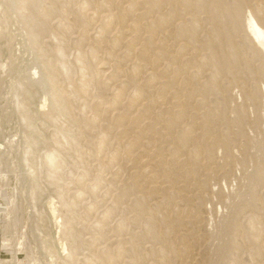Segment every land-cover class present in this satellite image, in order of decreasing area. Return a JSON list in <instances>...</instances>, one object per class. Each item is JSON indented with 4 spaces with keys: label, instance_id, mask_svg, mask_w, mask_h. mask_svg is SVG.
Returning a JSON list of instances; mask_svg holds the SVG:
<instances>
[{
    "label": "rangeland",
    "instance_id": "1",
    "mask_svg": "<svg viewBox=\"0 0 264 264\" xmlns=\"http://www.w3.org/2000/svg\"><path fill=\"white\" fill-rule=\"evenodd\" d=\"M9 1L0 0L2 263L264 264V56L247 73L256 48L244 25L258 0L241 6L237 31L219 16L229 25L220 54L235 53L229 35L241 51L234 74L211 66L214 8L194 18L196 0H28L16 14Z\"/></svg>",
    "mask_w": 264,
    "mask_h": 264
},
{
    "label": "bare ground",
    "instance_id": "2",
    "mask_svg": "<svg viewBox=\"0 0 264 264\" xmlns=\"http://www.w3.org/2000/svg\"><path fill=\"white\" fill-rule=\"evenodd\" d=\"M9 1V0H8ZM26 1H28V0H16L15 1V5H12V7L13 6H15L16 7V10L14 9L15 7H13V10H15V14H16V11L18 12L21 8L23 9L24 7L23 6H25L26 5ZM38 1V0H37ZM183 1H185V0H182L181 2L183 3ZM252 1H254V0H243V1H241V0H238L237 1V6H236V9L233 11V10H229L228 8H227V5H226V3H225V0H196V3H195V9H197V11H196V13L194 12V14H192V16H194V18L195 17H197V15H198V13H207V12H209V10L211 9V6H212V8H214L213 10H210V11H212V12H210V13H212V16H211V18H210V20H211V22H212V25L214 26V28L211 30L212 31V33H213V36H214V38L213 39H211L210 41H208L209 43H210V46H211V48H212V50H210V51H213V54H212V56H213V63H212V67H214V69L216 70V72L215 71H212V72H215V73H217V71L219 72V70L218 69H220L221 67H223L224 68V72L226 73V72H231V74H234L236 71L234 70L235 68H236V66H235V61H234V56H240V54L239 53H241V51L240 50H238V51H240L239 53L238 52H236V50H237V47H238V49H239V46L237 45L236 46V44H237V42H236V44H234V42H233V38L229 35L230 33H227L226 35H229L228 36V38H226V39H229L228 40V43H229V46H231V48L232 49H234L235 51V53L231 56V58H228V59H225L221 54H220V52L221 51H224V43H218V45H217V43H216V39L217 38H221V35H223V29H226V27H228L229 25H228V21H225V24L227 25L226 27H224V28H222V27H220V17L219 16H221V15H224V13H228L227 15H229L230 17L229 18H231L230 19V24L232 25H230L233 29H235L236 31L238 30V28L240 27V24H241V6L243 5V6H246L247 5V7H250V5L252 4ZM28 2H30V0L28 1ZM84 2V1H83ZM82 2V3H83ZM158 2H159V0H158ZM195 2V1H194ZM6 3H7V0H6ZM9 3H10V1H9ZM30 3H32V2H30ZM50 3H52L51 1H50ZM5 4V3H4ZM12 4V3H11ZM53 4V3H52ZM55 4V3H54ZM53 4V5H54ZM84 5H85V2L83 3ZM34 5H36V4H34ZM34 5H32V6H34ZM84 5H82L83 7H84ZM183 5L185 6H189V7H193L192 5H190L188 2H187V0L185 1V4L183 3ZM234 5V4H233ZM256 6V8L255 9H251V10H248L247 11V13H246V15H245V17H244V25H245V29H246V32L248 33V37L251 39V42H252V45H254L255 46V48L256 49H254V51H253V54H251V55H253L251 58H249V57H247V56H245V61H246V66H247V73H250L252 76H255L256 75V72H257V70H254L253 69V66H251L253 63H255V62H257V63H259L261 60H260V57L261 56H264L263 54H264V1H261V0H258V2L255 4ZM11 6V5H10ZM10 6H9V10H11L10 9ZM46 6V5H45ZM87 6V5H86ZM85 6V7H86ZM94 6V5H93ZM232 6V5H231ZM7 7V6H6ZM26 7V6H25ZM39 7V6H38ZM233 7V6H232ZM252 7V6H251ZM55 8H58L59 9V7H57V6H55ZM18 9V10H17ZM35 9V8H34ZM42 9V8H41ZM45 9V8H44ZM194 9V10H195ZM7 10V9H6ZM9 10H7V11H9ZM37 10V9H36ZM62 10V9H61ZM26 11V10H25ZM33 11H35V10H33ZM39 11H41V10H39ZM63 11V10H62ZM172 11V10H171ZM10 12V11H9ZM13 12V11H12ZM21 12H23V11H21ZM21 12H20V14H21ZM37 12V11H36ZM35 12V13H36ZM43 12V10L41 11V13ZM45 12V11H44ZM43 12V13H44ZM60 12V11H59ZM74 12V11H73ZM96 12V11H95ZM178 12H180V11H178ZM182 12H184V10L182 11ZM25 13V12H24ZM34 13V12H33ZM35 13H34V15H35ZM38 13H40V12H38ZM38 13H36V14H38ZM171 13V12H170ZM181 13V12H180ZM20 14L19 15H17V16H19V17H21L20 16ZM27 14V13H26ZM57 14H59V13H57ZM61 14H63L62 12H61ZM65 14V13H64ZM169 14V13H168ZM182 14V13H181ZM85 15V14H84ZM93 15V14H92ZM172 15V14H171ZM30 16H32V15H30ZM56 16V15H55ZM60 16V15H59ZM179 16V15H178ZM22 17H24V15L22 14ZM26 17H28L27 15H26ZM33 17V16H32ZM108 17H109V15H108ZM25 18V17H24ZM107 18V17H106ZM111 18L112 17H109L108 19H106V21L103 23V25H102V28H107V26L108 25H110V22H111ZM259 18L261 19V20H259ZM8 19V18H7ZM33 19H35V18H33ZM39 20H43V19H40L39 18ZM192 21V20H191ZM193 21H194V19H193ZM43 22H44V20H43ZM38 23H39V21H38ZM57 23V22H56ZM263 23V24H262ZM45 24H47L46 22H45ZM60 24V23H59ZM58 24V25H59ZM63 25H64V23H62ZM34 25V24H33ZM38 25H40V24H38ZM79 25V24H78ZM83 25V24H82ZM23 26V25H22ZM27 26H30V25H28L27 24ZM31 26H32V24H31ZM51 26V25H50ZM60 26H62V25H60ZM66 26H67V24H66ZM75 26V25H74ZM81 26V25H80ZM84 26V25H83ZM83 26H81L82 28H83ZM34 27V26H33ZM48 27V26H47ZM55 27H57L56 25H55ZM63 27H65V25L63 26ZM69 27V26H68ZM85 27V26H84ZM28 28V27H27ZM27 28H25V29H27ZM81 28V30H83ZM86 28V27H85ZM179 28H181V27H179ZM222 28V29H221ZM55 29V28H54ZM63 29H66V28H63ZM70 29V28H69ZM73 29V28H72ZM182 29V28H181ZM57 30V29H56ZM68 30V29H67ZM66 30V31H67ZM101 30V29H100ZM184 30V29H183ZM30 31V30H29ZM34 31V30H33ZM33 31H31V32H33ZM53 31H55V30H53ZM61 31V30H60ZM64 30H62V32H63ZM65 31V32H66ZM71 31V30H70ZM74 31V30H73ZM85 31H86V29H85ZM99 31V30H98ZM244 31V30H243ZM31 32H28V33H31ZM38 32H40V31H38ZM42 32V31H41ZM62 32H60V33H62ZM65 32H63V34L65 33ZM69 32V31H68ZM102 32V31H101ZM27 33V35H29ZM35 32H33L32 34H34ZM57 33V32H56ZM80 33H82V31L80 32ZM99 33V32H98ZM245 33V32H244ZM32 34H30V35H32ZM65 34H67V33H65ZM39 35V34H38ZM43 36L42 37H44L45 35H44V32H43V34H42ZM62 35V34H61ZM68 35V34H67ZM245 35V34H244ZM35 36V35H34ZM40 37H41V34L39 35ZM39 36H37V38L39 37ZM66 36V35H65ZM39 37V38H40ZM51 37H54V36H52L51 35ZM79 37H81V36H79ZM247 37V36H246ZM28 38V37H27ZM58 38V37H57ZM66 38H67V36H66ZM32 39V38H31ZM54 39V38H53ZM81 39H83V37L81 38ZM30 40V39H29ZM55 40V39H54ZM77 43H79V39L77 38ZM208 40V39H207ZM248 40V39H247ZM52 41V40H51ZM57 41V40H56ZM67 41H68V39H67ZM76 41V40H75ZM75 41H73L72 42V44L75 42ZM30 42H31V40H30ZM29 41H28V43H30ZM249 42V45H251L250 43V41H248ZM32 43V42H31ZM34 43V46H35V41L33 42ZM53 43V42H52ZM57 43V42H56ZM60 43V42H59ZM37 44V43H36ZM54 44V43H53ZM74 44H76V43H74ZM30 46H31V44H30ZM33 46V47H34ZM38 46V45H37ZM37 46H35V47H37ZM34 47V48H35ZM53 47V46H52ZM242 47V46H241ZM258 47V48H257ZM32 48V47H31ZM61 48V47H60ZM229 48V47H228ZM231 48H230V50H231ZM247 48H249V47H247ZM38 49V48H37ZM63 49V48H62ZM45 50V49H44ZM59 50V49H58ZM61 50V49H60ZM241 50H243L244 51V49H241ZM250 50V49H249ZM250 50V51H251ZM39 51V50H38ZM53 51V50H52ZM64 51V50H63ZM249 51V52H250ZM251 51V52H252ZM33 52V51H32ZM36 52V51H35ZM40 52V55H41V51H39ZM92 52V51H91ZM233 51H231L230 53H232ZM245 52V51H244ZM38 53V52H37ZM45 53V52H44ZM57 53V51L55 50V54ZM58 53H60V51H58ZM57 53V54H58ZM178 53H179V51H178ZM177 53V54H178ZM42 54H43V52H42ZM50 54V53H49ZM49 54H48V56H49ZM56 54V56L54 55V57H57L58 55ZM176 54V55H177ZM38 55H39V53H38ZM47 55V54H46ZM50 55H52V54H50ZM62 55V54H61ZM192 55V54H191ZM37 56V55H36ZM60 56V55H59ZM178 56V55H177ZM193 56V55H192ZM40 57V56H39ZM38 56H37V58L38 59H40ZM53 57V56H52ZM53 57V58H54ZM61 57V56H60ZM77 57H79L80 58V56H78L77 55ZM176 57V56H175ZM247 57V58H246ZM78 59V58H77ZM77 59H76V61H77ZM191 59H193V57H191ZM204 59V58H203ZM42 60V59H41ZM47 60V59H46ZM206 61V60H205ZM259 61V62H258ZM47 64H49V60H47ZM77 62H79V61H77ZM76 62V63H77ZM186 63H189L188 62V60H186L185 61ZM202 62V61H201ZM42 63H43V61H42ZM42 63H40V65L42 64ZM54 63H55V61H54ZM81 63V61L79 62V64ZM44 64V63H43ZM42 64V65H43ZM264 64V63H263ZM41 65V66H42ZM55 65V64H54ZM60 64H58L57 65V67H62V66H59ZM63 65V64H62ZM81 65V64H80ZM186 65V64H185ZM199 65V64H198ZM49 66V65H48ZM200 66V65H199ZM257 66H259V68H261V63H259ZM181 67V66H180ZM197 67V66H196ZM251 67H252V69H251ZM42 68H44V65H43V67ZM56 68V67H55ZM198 69H199V67H197ZM57 69V68H56ZM55 69V72L57 71ZM61 69L62 68H60V71L58 70V72L60 73L61 72ZM42 70V69H41ZM79 70V69H78ZM262 70V69H261ZM43 71V70H42ZM41 71V72H42ZM52 71V70H51ZM51 71H49V72H51ZM65 70H63L62 71V73L64 72ZM68 71V70H67ZM82 71V69H80V71L79 72H81ZM175 71H177V69L175 70ZM44 72V71H43ZM54 72V71H53ZM66 72V71H65ZM82 72H84V71H82ZM178 72V71H177ZM176 72V73H177ZM259 72H261L260 71V69L258 70V73ZM176 73H174L173 72V74H176ZM262 73V72H261ZM46 74V73H45ZM50 74V73H49ZM66 74V73H65ZM81 74V73H80ZM178 74V73H177ZM230 74V75H231ZM215 75V74H214ZM218 75V74H217ZM49 76H51V75H49ZM57 76H59V75H57ZM65 76V75H64ZM70 76V75H69ZM83 76V75H82ZM85 76H86V74H85ZM152 76V75H151ZM195 77H196V75H194ZM219 76V75H218ZM66 77V76H65ZM90 77V76H89ZM137 77H139V76H137ZM214 76H212V79H214L213 78ZM237 77H239L238 75L235 77V78H237ZM45 78V77H44ZM44 78H42V79H44ZM62 78V77H61ZM150 78H154V77H150ZM216 78V77H215ZM41 79V80H42ZM46 79V78H45ZM83 79V78H82ZM90 79V78H89ZM28 80V79H27ZM215 81H216V79H214ZM213 80V81H214ZM218 80V79H217ZM24 81V80H23ZM45 81V80H44ZM47 81H48V77H47ZM50 81V80H49ZM232 81H234V80H232ZM256 81V80H255ZM46 82V81H45ZM63 82V81H62ZM86 84H87V82L86 81H84ZM217 82V81H216ZM58 84V83H57ZM89 84V83H88ZM97 84V83H96ZM233 84H234V82H233ZM48 85H50L51 86V84L49 83ZM228 85V84H227ZM47 86V85H46ZM45 86V87H46ZM87 86V85H86ZM93 86V85H92ZM20 87V86H19ZM61 87V86H60ZM246 87V86H245ZM46 88H48V87H46ZM51 88V87H50ZM91 88V87H90ZM19 89V88H18ZM22 89V88H21ZM45 89V88H44ZM54 89V88H53ZM53 89H50V91L52 90V91H54L55 93L56 92H58L59 93V91H55V89L53 90ZM92 89V88H91ZM46 90V89H45ZM224 90H227L226 88L224 89ZM257 90V89H256ZM255 90V91H256ZM258 91V90H257ZM253 92V93H251L247 98H248V100H249V98H251L252 99V101L254 102V104L252 105V109L254 110V112L257 114L258 113V110H259V107H261V103H260V100H259V96H258V92ZM86 92H88V91H86ZM227 92V91H226ZM61 93V92H60ZM59 93V94H60ZM68 93V92H67ZM90 93H91V90H90ZM35 94V93H34ZM50 94V93H49ZM54 94V93H53ZM56 95V94H55ZM28 96H30V95H28ZM44 96V95H43ZM55 97V96H54ZM35 98V97H34ZM50 98V97H49ZM60 97H57L56 99H59ZM53 99V98H52ZM51 99V100H52ZM54 100V99H53ZM52 100V101H53ZM91 100V99H90ZM30 101V100H29ZM67 101V100H66ZM23 102V101H22ZM22 102H20V103H22ZM55 102H57V101H55ZM55 102H53V103H55ZM24 103V102H23ZM58 103V102H57ZM250 103V102H249ZM70 104V103H69ZM68 104V105H69ZM72 104V103H71ZM22 105H25V104H22ZM55 105V104H54ZM246 105H248V104H246ZM21 106V105H20ZM19 106V108H21ZM31 106V105H30ZM65 106H67L66 104H65ZM74 106H75V104H74ZM84 105H82V107H83ZM69 107V106H68ZM62 108H64V107H62ZM85 108V107H84ZM84 108H81V110L80 111H82V109H84ZM21 109H23V108H21ZM44 109V108H43ZM57 109V108H56ZM66 109L68 110V108L66 107ZM65 109V110H66ZM24 111H26L25 109H23ZM53 110V109H52ZM52 110H50V111H48L49 112V115H50V113H54V112H52ZM54 110H55V108H54ZM58 110V109H57ZM62 110V109H61ZM251 110V109H250ZM252 110V111H253ZM63 111H64V109H63ZM84 111V110H83ZM56 112V111H55ZM29 113V112H28ZM27 112H26V114H28ZM23 114H25V112L23 113ZM47 115H48V113H46ZM81 114V113H80ZM31 116V114H28V116ZM82 115V114H81ZM246 115V114H245ZM29 116V117H30ZM28 117V118H29ZM32 117V116H31ZM51 118V117H50ZM56 118V117H55ZM55 118H52L53 120L55 119ZM59 118V117H58ZM87 118V117H86ZM22 119H24V118H22ZM31 119H34V117L33 118H31ZM31 119H29V121H30V123H31ZM45 119V118H44ZM46 119L48 120L49 118L48 117H46ZM52 119H50V120H52ZM57 119V118H56ZM56 119H55V121H56ZM57 120H59V119H57ZM73 120V119H72ZM80 121H81V117H80ZM91 121V120H90ZM49 122V121H48ZM57 122V121H56ZM76 122V121H75ZM82 122V121H81ZM50 123H52V124H54L53 123V121H51ZM80 123V122H79ZM91 123H94L93 121L91 122ZM32 124V123H31ZM57 124V123H56ZM60 124H61V122H60ZM95 124H96V122H95ZM94 124V125H95ZM58 125H59V123H58ZM62 125H63V123H62ZM61 125V126H62ZM80 125H82V123L80 124ZM31 125H29V127H30ZM34 126V125H33ZM50 126H53V125H51L50 124ZM49 126V127H50ZM55 126V125H54ZM60 126V127H61ZM68 126V125H67ZM67 126H65L64 125V127H67ZM83 126V125H82ZM59 127V128H60ZM76 127V126H75ZM78 127H79V124H78ZM87 127V126H86ZM62 128V127H61ZM68 128V127H67ZM30 129H32V130H35V129H33L32 127H30ZM29 129V130H30ZM45 129V128H44ZM67 130V129H66ZM76 132V131H75ZM35 133V132H34ZM33 133V134H34ZM53 133H57V132H53ZM82 133V132H81ZM40 134H42V133H40ZM39 134V135H40ZM74 134H76V133H74ZM78 135H81L80 134V132H79V134ZM31 134H30V138H31ZM34 136V135H33ZM32 136V137H33ZM34 137H36V136H34ZM38 137H40V136H38ZM52 137V136H51ZM61 137V136H60ZM47 138V137H46ZM59 138V137H58ZM245 138V137H244ZM32 139V138H31ZM39 140V139H38ZM48 140V139H47ZM51 140V139H50ZM64 140V139H63ZM215 140H216V136H215ZM37 141V140H36ZM35 140H33V142H36ZM61 141V140H60ZM54 142V141H53ZM64 142V141H63ZM63 142H61V143H63ZM72 142V141H71ZM75 142V141H74ZM37 143V142H36ZM28 145H29V143H27ZM34 144V143H33ZM41 145L43 144L42 142L40 143ZM45 144V143H44ZM64 144H65V142H64ZM53 145L55 146V144L53 143ZM60 145V144H59ZM46 146H48V145H46ZM28 147V146H27ZM35 147V146H34ZM56 147V146H55ZM60 147V146H59ZM61 148V147H60ZM77 148V147H76ZM198 147H196V149H197ZM29 149H31V148H29ZM36 149H38V148H36ZM56 149H59L58 148V144H57V148ZM66 149H68L67 147H66ZM60 151V150H59ZM194 151H195V149H194ZM197 151V150H196ZM195 151V152H196ZM30 153H31V151H29ZM32 152H34V151H32ZM36 152V151H35ZM198 152V151H197ZM196 152V153H197ZM29 153V154H30ZM48 153V152H47ZM54 152L52 151V154H53ZM209 153V152H208ZM51 153H49V154H46V152H45V158H46V161H47V163H49V165L50 166H52L53 168L56 166L55 165V163H56V161H55V159L56 158H54V156L52 155ZM194 155H195V153H194ZM61 156V155H60ZM207 156V155H206ZM42 158V157H41ZM63 158V157H62ZM59 159V158H58ZM190 159H192V158H190ZM195 159V158H194ZM65 160V159H64ZM193 160V159H192ZM45 161V160H44ZM59 161H61V160H59ZM66 161V160H65ZM195 161V160H194ZM194 163V162H193ZM196 163V162H195ZM207 163V162H206ZM62 165V164H61ZM60 165V166H61ZM205 165V164H204ZM260 167V166H259ZM56 168V167H55ZM57 169V168H56ZM58 170H60V169H58ZM192 170V169H191ZM212 170V169H211ZM260 170H262V168L260 167ZM264 171V170H263ZM47 172V171H46ZM49 173V172H48ZM264 173V172H263ZM45 174V173H44ZM50 174V173H49ZM227 174V173H226ZM52 176H55V175H52ZM51 176V177H52ZM49 177H50V175H49ZM205 177H207V176H205ZM261 177V176H260ZM52 179V178H51ZM189 182V181H188ZM262 182V181H261ZM80 192V191H79ZM75 196V195H74ZM170 197H173V196H170ZM252 197V196H251ZM244 203V202H243ZM246 204V205H245ZM244 204V206L246 207L247 206V203H245ZM262 204H264V203H262ZM162 205V204H161ZM257 206V205H256ZM187 207V206H186ZM251 207H253V206H251ZM136 208V207H135ZM139 208V207H138ZM168 208V207H167ZM176 208V207H175ZM247 208V207H246ZM131 209V208H130ZM186 209V208H185ZM260 209V208H259ZM261 209H262V207H261ZM132 210V209H131ZM138 210V209H137ZM57 211V210H56ZM140 211V210H139ZM243 211V210H242ZM241 211V212H242ZM244 211H246V209L244 210ZM262 211V210H261ZM142 212V211H141ZM175 212V211H174ZM173 212V213H174ZM235 212V211H234ZM55 213L56 212H53V214L55 215ZM134 213V212H133ZM192 213V212H191ZM239 213V212H238ZM237 213V214H238ZM183 214H184V212H183ZM240 214H242V213H240ZM58 215L59 214H57V216L56 217H58ZM134 215H135V213H134ZM133 215V216H134ZM174 215V214H173ZM235 215V214H234ZM60 216V215H59ZM62 216V215H61ZM135 216H137V215H135ZM134 216V217H135ZM139 216H140V213H139ZM138 216V217H139ZM241 216V215H240ZM59 218V217H58ZM137 218V217H136ZM135 218V219H136ZM198 218V217H197ZM134 219V218H133ZM251 218H249V220H250ZM253 219H254V217H253ZM56 220H57V218H56ZM195 220H197V219H195ZM136 221V220H135ZM248 221V220H247ZM161 222V221H160ZM249 222V221H248ZM58 223V222H57ZM247 223V222H246ZM61 224V223H60ZM121 224V223H120ZM70 225V224H69ZM99 226V224H96V228ZM254 225V224H253ZM262 225V224H261ZM59 226V225H58ZM62 226V225H61ZM60 226V228L62 229V227L64 228V226H62L61 227ZM100 227V226H99ZM99 227H98V229H99ZM236 227H237V224H236ZM145 228V227H144ZM176 228V227H175ZM250 228V227H249ZM252 228H253V226H252ZM258 228V227H257ZM260 228V227H259ZM60 229V230H61ZM64 230H65V228H64ZM64 230H62L63 232V235H64ZM167 231V230H166ZM193 231V230H192ZM191 231V232H192ZM252 231V230H251ZM261 232V231H260ZM259 232V233H260ZM164 233V232H163ZM65 234H66V232H65ZM148 234V233H147ZM146 234V235H147ZM253 236V235H252ZM258 236V235H257ZM256 236V237H257ZM183 237V236H182ZM181 238V237H180ZM253 238V237H252ZM185 239V238H184ZM258 239V238H257ZM257 239H255V240H257ZM254 240V239H253ZM261 244V243H260ZM153 245V244H152ZM256 249V248H255ZM259 250V249H258ZM159 251V250H158ZM164 251V250H163ZM184 251V250H183ZM254 251V250H253ZM162 252V251H161ZM165 252V251H164ZM182 252V251H181ZM254 252H256L257 253V250L256 251H254ZM259 252V251H258ZM262 252V251H261ZM164 254V253H163ZM182 254H184L183 252H182ZM260 254V253H259ZM141 256H143V255H141ZM146 256V255H145ZM70 259V258H69ZM140 259V258H139ZM143 259H144V257H143ZM225 259V258H224ZM258 259V258H257ZM86 261V260H85ZM88 261V260H87ZM89 262H90V260H89ZM87 264V263H86ZM234 264V263H233Z\"/></svg>",
    "mask_w": 264,
    "mask_h": 264
},
{
    "label": "crops",
    "instance_id": "3",
    "mask_svg": "<svg viewBox=\"0 0 264 264\" xmlns=\"http://www.w3.org/2000/svg\"><path fill=\"white\" fill-rule=\"evenodd\" d=\"M2 227H3V223H0V234H1V231H2ZM1 248H2V247L0 246V249H1ZM5 256H6V255H3V253H0V264H3L2 261H3L4 259H9V258H10V257H8V258L6 257V258H5Z\"/></svg>",
    "mask_w": 264,
    "mask_h": 264
}]
</instances>
